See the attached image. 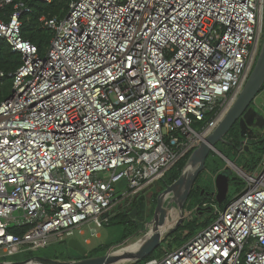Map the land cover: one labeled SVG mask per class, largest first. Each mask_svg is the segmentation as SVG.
I'll list each match as a JSON object with an SVG mask.
<instances>
[{
	"label": "built area",
	"instance_id": "1",
	"mask_svg": "<svg viewBox=\"0 0 264 264\" xmlns=\"http://www.w3.org/2000/svg\"><path fill=\"white\" fill-rule=\"evenodd\" d=\"M13 2L0 0V39L22 57L0 104V256L85 225L98 236L116 203L162 181L218 126L264 36L262 0H70L63 17H39L52 32L40 52L22 34L33 8L7 14ZM237 169L247 188L225 206L211 195L198 209L214 220L146 264H264V158Z\"/></svg>",
	"mask_w": 264,
	"mask_h": 264
},
{
	"label": "rangeland",
	"instance_id": "2",
	"mask_svg": "<svg viewBox=\"0 0 264 264\" xmlns=\"http://www.w3.org/2000/svg\"><path fill=\"white\" fill-rule=\"evenodd\" d=\"M251 106L257 111L264 112V90L257 95ZM199 125L200 123H195L194 128L199 129ZM224 139V141H219L215 144L209 154V158H207L209 166L223 167L230 172L231 178H235V180H231L228 197L224 201L223 206L247 188V181L244 176L240 175L237 168L241 169L248 159L247 154H241L236 149L237 145L241 142L239 131L236 129L229 131ZM258 155L260 156V162L261 159L264 158V150H259ZM173 168L168 170L165 174L164 177H167L169 182L162 183L163 188H166L167 184L172 183L170 176ZM107 175L108 174L105 173L103 176L106 177ZM214 178L215 175L204 169L198 178L197 185H206L210 191H212L213 188L216 190ZM127 187V179L123 178L120 180L115 185L117 196H121L123 192L127 190ZM203 198V194L193 195L185 202L183 214L177 205L172 204L169 201L166 203L158 224V230L163 237V240L161 241L163 252L168 247V244L165 243L166 241H170L172 248H176L180 244L188 241L198 232L197 229H193V226L196 223H203L206 221L212 222L214 220V214L211 211L199 212L197 210L202 203ZM206 199L212 200V197L207 195ZM118 204L119 203H116L114 205L113 213L118 211L116 208L118 207ZM154 205L155 202L150 203L151 208ZM126 219L128 222H121L117 218L111 219L110 222H106L99 228L98 236H92L89 226L85 225L82 227L84 230L83 234L79 232V229H76L74 230V234L68 237V239L72 237L75 238L87 249V251L98 246H105L106 249H104L99 256L109 254L111 256L114 255L116 257H121V255L137 254L138 252H132L143 249L154 234L153 229H155V225L152 222L153 216H150V212H148L147 209V215L143 218H138L136 215L130 216V219L134 221L133 223L129 221V217ZM135 220H137V223ZM202 228H198V230H201ZM126 231L131 233L135 232V235L124 238V232ZM87 240H89V242H87ZM66 241L51 243L39 248L24 249L15 255L7 256L10 258H8L6 262L8 264L9 262H21L19 264H63L62 262L78 261V257L84 256L81 251L69 246L67 239ZM2 262L3 261L0 260V264H7ZM130 263L132 262L124 258H118L112 262V264Z\"/></svg>",
	"mask_w": 264,
	"mask_h": 264
},
{
	"label": "water",
	"instance_id": "3",
	"mask_svg": "<svg viewBox=\"0 0 264 264\" xmlns=\"http://www.w3.org/2000/svg\"><path fill=\"white\" fill-rule=\"evenodd\" d=\"M263 6V17H264V0H262ZM264 87V36L263 43L257 58L254 69L245 84L243 90L234 101L232 106L226 111L225 115L221 119L218 126L208 135L201 144L193 150L190 154L188 161L183 169L180 177L172 182L167 184L166 188H163L161 182L151 184L144 188L142 192H147L149 189L152 190V195L156 194V206L153 215V224L155 225L154 234L147 243V245L141 249L137 254L132 255H121V257L111 256L109 254L99 257L92 258H83L78 261H68L62 262L63 264H112L118 258H124L130 262L141 261L144 257L151 254L161 243L163 237L161 236L160 231L158 230V224L160 216L163 212V209L166 203L169 201L172 204L177 205L183 214V209L185 202L189 199L191 191L200 175V173L206 168V161L214 148L215 144L219 141H224L225 135L229 132L232 126L240 121V128L242 136L245 134L244 130L247 126L252 124L253 119L256 118L257 110L251 106L252 102L255 100L257 95L262 91ZM257 125L263 126L256 122ZM231 180L230 172L227 169H224L218 172L215 175V197L217 202L222 205L228 197L229 187ZM146 195L140 197L139 208L144 216L146 213L147 202L143 201ZM149 203H152L150 199ZM137 210V209H135ZM111 212L107 213V216ZM183 216V215H182ZM183 220V218H182ZM181 220V221H182ZM68 244L72 248H75L85 256L88 251L83 245H81L75 238L68 239ZM7 263V262H2ZM21 262H9V264H19ZM8 264V263H7Z\"/></svg>",
	"mask_w": 264,
	"mask_h": 264
},
{
	"label": "trees",
	"instance_id": "4",
	"mask_svg": "<svg viewBox=\"0 0 264 264\" xmlns=\"http://www.w3.org/2000/svg\"><path fill=\"white\" fill-rule=\"evenodd\" d=\"M20 2H25V4H27L29 7L33 8V11L30 13H24L22 15V22H23V26H22V34L26 39H29L31 42H33L34 44H36L41 51H45L48 46L50 45V41L52 38V32L51 30H49L48 28H46L40 21H39V17L42 14H46L48 17H54V16H59V17H63L67 11H68V7H69V2L70 0H52L51 2H41L38 0H14L13 4L9 5L7 7V14H9V12H11L14 8V4L16 3H20ZM0 16L3 18H7L6 14H4L2 11H0ZM22 63V57L21 54L14 52L10 46V44L7 42L6 39L1 38L0 39V104L1 102H3L4 100L8 99L11 95H12V91H13V78L10 74L14 73L18 67L21 65ZM1 72L4 73V75H1ZM264 90V87L263 89ZM213 114H209L208 119L212 117ZM233 129H235V127H233L230 131H233ZM237 131L238 128L236 129ZM263 146L260 150H264V141H263ZM190 155H188L187 157L183 158L182 160H180L175 166H173L172 170H171V176H170V180H172V182L176 181L180 175L183 172V169L188 161ZM209 158V156H208ZM260 160V156L256 157V160L254 162H250V159L246 160L245 162V166L248 167L247 170L243 169L245 172H252L254 170V168L258 165V162ZM207 171H209L210 173H212L213 175H216V173H218L219 171H221L223 169V167H217V166H209L208 165V159L206 161V168ZM201 175V173H200ZM199 175V176H200ZM199 178V177H198ZM167 181L169 182L167 177H164L162 179V181H160L161 183H167ZM198 183V179L191 191V195L189 197V199L193 196V195H202L203 194V202H205L207 193L210 191L208 189V187H206V185H197ZM231 184V183H230ZM155 201V205L151 208H149L148 212H150V216H153V212L155 210V206H156V198L154 199ZM201 203V204H202ZM200 204V205H201ZM199 212L202 211H208V209H198ZM140 214V211H139ZM127 217H129V221L131 223H133L134 221H132L130 219V216L123 210L117 211L113 214H110L109 218H108V222H110L111 219L117 218L119 221L121 222H128L127 221ZM148 220V219H147ZM135 222L137 223V220H135ZM196 223V222H195ZM210 223V221H206L203 223H196L193 226V229H197L198 228H202L207 226ZM27 226H24L20 229H17L15 227L10 228V230L16 234H22L24 231H26ZM144 228V226H143ZM131 232H124V238L132 237L135 235L134 233ZM66 241V240H65ZM63 241V242H65ZM67 242V241H66ZM169 248H171V244L168 245ZM106 249L105 246H98L96 248H93L92 250L88 251V253L85 256H81L78 257L79 259H83V258H92V257H99L100 253L103 252V250ZM163 253V248H162V244L160 243L159 246L149 255H147L146 257H144L141 261H135L132 262L130 264H146V262L153 258V257H160ZM10 257L7 256H0V260L3 262H6L7 259Z\"/></svg>",
	"mask_w": 264,
	"mask_h": 264
},
{
	"label": "flooded vegetation",
	"instance_id": "5",
	"mask_svg": "<svg viewBox=\"0 0 264 264\" xmlns=\"http://www.w3.org/2000/svg\"><path fill=\"white\" fill-rule=\"evenodd\" d=\"M252 124H250L249 126H247L244 130V135L242 136V130L240 128V121L237 120V122L232 126L235 127V129L238 128L239 133L241 135V139H240V144L237 145L236 149L239 151V153L241 154H247L248 155V159H250V162H254L256 160V157H258V153L259 150L262 148L263 146V141H264V112L263 111H257V115L256 118L251 120ZM256 122H259V124L263 125H257ZM231 128V129H232ZM230 129V130H231ZM229 130V131H230ZM247 159V160H248ZM245 170L248 169V167L245 166V163L243 164V167ZM225 168H223L222 170H224ZM221 170V171H222ZM152 190L154 189H149L147 192H136L134 194H132L130 197L125 198L123 200H121L118 204L117 210H123L125 211L129 216H133L136 215L138 218H143L147 215V209L149 210L150 208V199H152V202H154L156 195H152ZM215 189L213 188L212 191H209L207 193V195H213L215 193ZM146 195L145 199L143 201L147 202V208H146V213L143 216L142 212L139 208V201H140V197ZM131 198V199H129ZM128 201V202H127ZM114 208V207H113ZM113 208L110 210L111 214L113 213ZM137 209V210H135ZM140 211V214H139ZM115 213V212H114Z\"/></svg>",
	"mask_w": 264,
	"mask_h": 264
},
{
	"label": "bare ground",
	"instance_id": "6",
	"mask_svg": "<svg viewBox=\"0 0 264 264\" xmlns=\"http://www.w3.org/2000/svg\"><path fill=\"white\" fill-rule=\"evenodd\" d=\"M225 114V113H224ZM223 114V115H224ZM154 230V229H153ZM140 250H136V251H134V252H132V253H137V252H139ZM125 254V253H124ZM122 259V258H121ZM122 261V260H121ZM118 262V261H117Z\"/></svg>",
	"mask_w": 264,
	"mask_h": 264
}]
</instances>
